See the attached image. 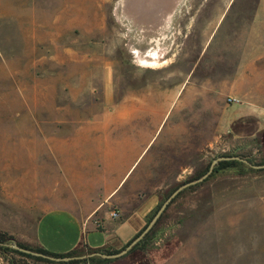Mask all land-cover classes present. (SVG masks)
Listing matches in <instances>:
<instances>
[{"label": "rangeland", "instance_id": "obj_1", "mask_svg": "<svg viewBox=\"0 0 264 264\" xmlns=\"http://www.w3.org/2000/svg\"><path fill=\"white\" fill-rule=\"evenodd\" d=\"M263 51L264 0H0V232L9 245L37 246L35 224L57 205L56 188L69 192L68 184L88 171L81 161L94 155V140L103 135L88 129L94 116L138 115V95L157 93L161 101L174 91L175 112L188 98L192 129L205 126V149L195 153L199 138L192 136L189 172L161 189L157 205L204 174L218 156L264 164V129L255 130V122L236 124L252 136H215L229 103L219 90L238 64L261 65ZM140 160L127 172L125 186L138 175ZM127 163L116 164L115 177L123 176ZM255 169L226 168L182 189L153 237L118 258L67 263L87 258L83 254L46 262L0 251V264H11L9 257L15 264H181L185 222L194 221L200 206L208 210L211 193L233 191L222 200L231 208L237 193L239 212L248 208L246 188L260 184L264 194V168Z\"/></svg>", "mask_w": 264, "mask_h": 264}, {"label": "crops", "instance_id": "obj_2", "mask_svg": "<svg viewBox=\"0 0 264 264\" xmlns=\"http://www.w3.org/2000/svg\"><path fill=\"white\" fill-rule=\"evenodd\" d=\"M261 59V65L255 64L252 69L246 65L240 68L238 64L229 83L219 90L221 99L238 97L243 105L227 103L215 136L224 133L232 137L252 136L253 131L241 133L236 129L238 122L246 124L249 120L255 122V130L264 129V51ZM174 105V91L170 98L161 101L157 93L150 92L148 96L138 95V115L130 112L94 116L88 129L103 133L94 140L91 153L95 156L81 161V167L88 171L82 172L77 182L72 180L68 184L69 192L65 189L64 194L63 186L60 190L56 188L57 205L44 211L36 221L35 245L57 253L74 249H119L144 227L160 200L161 189L178 182L189 172L192 136L199 138L195 153L200 154L206 146L204 124H200L198 131L192 129L189 99L183 98L176 112ZM113 118L119 120L107 123ZM100 120L103 123L96 122ZM127 126L132 133L128 134ZM158 131V137L162 135L160 141L149 153L153 146L150 143ZM140 158L138 175L125 186L127 172ZM124 159L131 165L118 179L113 168ZM262 190L260 184L246 188L252 199L241 212L237 193L231 208L222 199L233 197V191L209 194L208 210L204 212L200 206L194 221L184 224L181 264H264ZM127 202L132 206L126 205ZM113 211L115 216L111 215Z\"/></svg>", "mask_w": 264, "mask_h": 264}, {"label": "trees", "instance_id": "obj_3", "mask_svg": "<svg viewBox=\"0 0 264 264\" xmlns=\"http://www.w3.org/2000/svg\"><path fill=\"white\" fill-rule=\"evenodd\" d=\"M227 155H230V154H227ZM244 158H246V157H244ZM246 159L249 162H251L250 159H248V158H246ZM241 166L247 168L248 170H252V171H258V170H260V169L252 168L248 164H246L244 162H241V161H238V160H221V161H219L214 166L212 173L209 174L207 176V178H205L203 181L209 179L215 173H217L219 171H222L223 169H226V168H238V167H241ZM179 193H181V191ZM179 193L171 200V202H173V200L179 195ZM159 206H160V204L157 205L155 211L157 210V208ZM155 211L150 216H148V218L146 220V223L151 219V217L153 216V214L155 213ZM162 214H163V212H162ZM162 214L157 219V221L155 222V224L151 227V229L142 237V239H140L136 244H134L128 250L127 253H130L131 251H133L137 247H140V246L144 245L150 238L153 237V235H154L153 233L155 232V226L159 222ZM140 231L137 232L136 235L138 233H140ZM135 236L133 238H135ZM7 240L8 239L6 238V234L3 233V232H0V251L3 252V254H5V253L8 254V252H9L12 255L13 254H17V255H19L21 257H27V258H31V259H35V260L46 261V262H53L48 257L36 256V255L31 254V253H26V252L20 251L18 249H15V248H13V247H11L9 245V243H8ZM131 240H129L127 243H125L121 248L125 247ZM17 244L20 247H22V248L30 249L32 251L41 253V254H43L45 256H53V257L80 256V255H83V254H88V253H92V252H96V251H98V252H106V253H109V252H118L121 249V248H119V249H116V250H109L108 248H90V249H87V250H83V252H80V251L74 249V250H70V251L65 252V253H57V252H53V251L47 250V249H45V248H43L41 246H34L33 247V246H30V245H27V244H23V243H17ZM9 258H10V263L11 264H15L14 261H13V259L11 257H9ZM112 259H114V258L109 259V258H101L99 256H89L87 258H73V259L67 261V263L87 262V261H94V260L109 261V260H112Z\"/></svg>", "mask_w": 264, "mask_h": 264}, {"label": "water", "instance_id": "obj_4", "mask_svg": "<svg viewBox=\"0 0 264 264\" xmlns=\"http://www.w3.org/2000/svg\"><path fill=\"white\" fill-rule=\"evenodd\" d=\"M221 160H238L241 162H244L246 164H248L249 166L253 167V168H264V164H253L252 162H249L246 158L239 156V155H221L218 156L216 158H214L209 167L208 170L202 174L200 177H197L193 180H189L186 182H183L182 184H180L179 186H177L165 199L164 201L160 204V206L157 208V210L155 211V213L153 214V216L151 217V219L145 224V226L143 227V229L140 231V233H138L135 238H133L125 247L121 248L118 252H92L89 254H85L83 257H89V256H99L101 258H118L124 254H126L128 252V250L134 245L136 244L140 239H142V237L151 229V227L155 224V222L157 221V219L160 217V215L162 214V212L165 210V208L167 207V205L171 202V200L184 188L198 183L202 180H204L205 178H207V176L212 172L214 166ZM14 248L26 252V253H31L33 255L36 256H44V257H48L51 260H55V261H67L69 259H71L72 257L70 256H64V257H53V256H45L41 253L32 251L30 249H26V248H22L19 247L16 244L12 245Z\"/></svg>", "mask_w": 264, "mask_h": 264}, {"label": "built area", "instance_id": "obj_5", "mask_svg": "<svg viewBox=\"0 0 264 264\" xmlns=\"http://www.w3.org/2000/svg\"><path fill=\"white\" fill-rule=\"evenodd\" d=\"M227 101L228 102H231V103H237V102H239V99L238 98H236V97H228L227 98ZM111 215L112 216H115L116 215V212H113V213H111Z\"/></svg>", "mask_w": 264, "mask_h": 264}]
</instances>
